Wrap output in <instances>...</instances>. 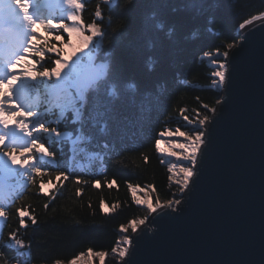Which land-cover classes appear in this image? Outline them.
Instances as JSON below:
<instances>
[{"label":"trees","instance_id":"1","mask_svg":"<svg viewBox=\"0 0 264 264\" xmlns=\"http://www.w3.org/2000/svg\"><path fill=\"white\" fill-rule=\"evenodd\" d=\"M83 2L82 22L99 23L105 32L97 54L110 58L112 82L120 98L112 103L105 85L95 116L88 98L83 133L92 137V143H82L84 151L73 153L68 143L52 146L68 180L56 181L57 170L48 169L49 175L36 176L35 184L19 189L22 197L9 201L0 232V264H16L15 251L6 246L13 232L30 250V257L23 258L28 264H69L89 249L94 254H111L120 240L121 226L146 215L135 203L132 188L148 189L159 202L171 200L170 173L155 146L158 134L178 127L184 130V116L190 120L210 116L202 106H215L220 96L212 89L213 69L200 58L227 51L229 44L237 43L239 25L264 13V0H193L192 7L183 0H116L113 8L103 0ZM98 7L101 20L95 17ZM39 29L37 35L45 39L44 30ZM114 40L119 41L115 48ZM128 82L135 84V92L125 91ZM108 107L111 112L106 111ZM100 112L105 116L100 117ZM101 119L107 121L108 135L100 134L99 123L93 126ZM65 125L70 131L78 127L69 119L60 125L62 131ZM77 177L80 184L75 182ZM49 181L56 188L45 196L40 184ZM15 183L14 179L6 182ZM17 209H26L36 224L25 217L27 227L21 228Z\"/></svg>","mask_w":264,"mask_h":264},{"label":"snow or ice","instance_id":"2","mask_svg":"<svg viewBox=\"0 0 264 264\" xmlns=\"http://www.w3.org/2000/svg\"><path fill=\"white\" fill-rule=\"evenodd\" d=\"M53 2L54 0H0V232L2 225L7 221L6 208L9 201L17 196L22 197L19 189H26L27 185L35 184L36 176L49 175L48 169L57 170L56 181L69 179V175L60 169L61 161L57 159L52 146L68 143L71 151L75 153L77 149L85 150L80 148L82 143H92V137L83 133L84 109L88 98L92 99L93 116L99 105V94L105 85H109L108 96L112 103L120 98L119 91L112 82L114 71L109 62L110 58L97 54V49L103 48L105 35L100 24L93 22L85 25L82 22L79 14L84 8L83 0H59L65 6L59 17L53 10ZM183 2L189 7L193 6V0ZM103 3L108 7L116 3V0H103ZM102 16L103 13L98 7L95 17L101 20ZM65 18L72 23H65ZM258 19H264V14L245 20L239 27L243 29L245 25ZM37 26L44 30L45 36L50 37V40L41 39L37 35ZM65 32L78 38V46L72 45L71 41L65 42ZM117 35L122 38V33ZM51 41H58L61 45L72 48V51L63 55V47H58ZM118 43V40H114L112 47H117ZM228 47L231 49L233 45L229 44ZM49 53H54L56 58L48 56ZM207 55L205 53V56ZM222 55L228 57L230 53L225 51ZM46 58L50 64L44 63ZM29 60L31 63H28ZM212 63L218 65L211 73L212 77L216 78L213 84L222 88L226 82L227 63L216 59H213ZM129 90H137L134 83H126L125 91ZM217 104H220L219 100ZM202 107L211 113L218 111L215 106ZM106 111L111 112L112 108L108 107ZM183 111L181 109L182 113ZM99 116L104 117L105 112H100ZM112 118L115 119V116ZM69 119L72 125L78 127L70 131L65 125L62 131L60 125ZM210 119L205 115L194 124L184 116L187 124L193 125L187 131L178 127L175 132L165 130L158 134L161 137H183L187 141L186 144L173 145L174 148L182 149L183 154L167 152L168 156H177L178 160L187 162L179 167V174L175 171L176 164L168 168V172L172 174L168 179L178 185L180 193L188 189L192 177L196 175V164L202 154V146L206 145L205 129ZM96 123H99L101 135L109 134L106 120L94 121V127ZM103 146L107 147V143ZM155 146L158 151H165L161 148V140L157 139ZM177 176L179 178L174 179ZM10 179L16 181L15 185L6 184ZM75 182L81 183L79 177ZM49 184L51 188H56V184L51 181ZM99 185L100 181L96 180L94 186ZM111 186L110 184L109 187ZM44 187L45 184L41 183L40 188ZM129 188H132V185H129ZM76 194L80 195L79 190ZM43 195L47 196L49 193L44 192ZM180 202L181 198H176L169 201L167 206L175 211L174 205ZM44 207L47 208L48 205L45 204ZM147 207L152 213L163 206L156 201L155 207L151 203H148ZM17 212L21 228L27 227L25 217L31 220L33 225L36 224L35 217L26 209H17ZM145 222V219L133 220L128 226L136 232ZM120 231L126 232L127 228L121 226ZM129 244L130 239L125 236V247H119L120 241H117L118 247H113L111 251L123 258L128 252L126 246ZM6 246L15 251L16 264H28L23 258L30 257V250H25L24 240L18 238L15 232L9 235ZM89 254L92 255L91 249ZM95 255L100 258V264H104L106 253L97 252ZM70 264H76V261L73 260Z\"/></svg>","mask_w":264,"mask_h":264},{"label":"water","instance_id":"3","mask_svg":"<svg viewBox=\"0 0 264 264\" xmlns=\"http://www.w3.org/2000/svg\"><path fill=\"white\" fill-rule=\"evenodd\" d=\"M235 37L228 57L200 58L221 59L227 72L212 87L220 104L196 175L175 211L149 213L118 264H264V19Z\"/></svg>","mask_w":264,"mask_h":264},{"label":"rangeland","instance_id":"4","mask_svg":"<svg viewBox=\"0 0 264 264\" xmlns=\"http://www.w3.org/2000/svg\"><path fill=\"white\" fill-rule=\"evenodd\" d=\"M56 1V4L55 5H52V7H53V10L56 12V15H57V17H59V15H60V13H61V11L64 9V5H62L60 2H59V0H55ZM47 14V13H46ZM97 20V19H96ZM65 23H68V24H71L72 23V21H69V20H67L66 18H65ZM40 27L39 26H37V29H39ZM40 30V29H39ZM64 35H65V42L67 43L68 41H71V43H72V45H74V46H78V38L73 34V35H71V36H69V34L68 33H63ZM45 36V35H44ZM45 38H48L49 40H50V37H46L45 36ZM53 43H56L57 44V46L58 47H63V55H67L68 53H70L71 51H72V48H70V47H66V46H64V45H61L60 44V42H58V41H53ZM79 54V53H78ZM220 54H222V53H215V54H208L206 57L207 58H214V57H216V56H219ZM55 56V54L54 53H49L48 54V56ZM51 58H53V59H55L56 57H51ZM38 59V58H37ZM46 60H47V58H46ZM218 61H220V62H223L221 59H219ZM28 63H31V60H29L28 61ZM207 65L208 66H210L212 69H213V71L214 70H216V68L218 67V65H214L213 63H212V61H208L207 62ZM54 66V65H53ZM214 79H216V78H214ZM214 87V86H213ZM5 88H6V86H5ZM42 108H43V106H42ZM200 118H198V119H196V120H192L193 121V123L195 124V123H197L198 122V120H199ZM182 122H183V129L184 130H182V131H187L189 128H191L193 125H189V124H187V121H185L184 120V118L182 119ZM177 129V128H176ZM176 129H174V130H169V131H172V132H175L176 131ZM164 137H167V136H164ZM161 139L163 138V137H160ZM173 143V144H172ZM174 143L175 144H178V143H187V141L186 140H184V138L183 137H181V139L180 140H178V141H176V140H173L172 139V142H171V140H169L168 142H166V141H164V142H162L161 143V148H163V149H165V151L164 152H160V151H158V153H159V155H160V158L162 159V161H163V163H165V162H167V157H166V155H167V150L169 149L170 151H175L178 155H181V154H183V150H180V149H178V148H174L173 147V145H174ZM172 161H173V164H176L177 165V168L179 169V167L182 165V164H184V163H187V162H182V163H180V162H178V160H175V159H171ZM168 164V163H167ZM170 175H171V173H170ZM179 178V177H178ZM169 184H170V186L174 189V196H173V198H171V200H169V201H174L176 198H181V195H182V193H180L179 191H178V185L177 184H174V183H171L170 181H169ZM53 188H51V185L50 184H45V187L42 189V192L44 193V192H49V191H51ZM136 189H140L141 191H142V193L140 194V200H141V202H140V200H139V198L138 197H136L135 196V194L133 193V191H132V195H133V197H134V200H135V203L139 206V207H141V208H143L144 210H145V212H146V215H145V217L144 218H142V219H146L147 218V216L149 215V211H148V207H147V204L148 203H151L152 205H153V207H155L156 206V201L157 200H155V198L153 197V195L149 192V190L148 189H141V188H136ZM133 190V189H132ZM169 201H167V202H160V204L162 205V206H167L168 205V203H169ZM143 202V203H142ZM175 206V205H174ZM171 208V207H170ZM126 228H127V231L126 232H121V236H120V245H119V247H125V245H123V238L125 237V236H127L129 239H130V236L133 234V231H132V229H131V227H129L128 225L127 226H125ZM116 247H118V245L116 246ZM127 248H128V245L126 246ZM81 257V258H80ZM80 257H78L79 258V261H80V264H100V258L98 257V256H96L94 253H92V255H90L89 253L87 254V255H84V256H80ZM77 258V259H78ZM122 260V258H120L117 254H115V253H111V254H108V255H106L105 256V260H104V264H114V263H116V264H118L120 261ZM59 264H63V263H59Z\"/></svg>","mask_w":264,"mask_h":264},{"label":"bare ground","instance_id":"5","mask_svg":"<svg viewBox=\"0 0 264 264\" xmlns=\"http://www.w3.org/2000/svg\"><path fill=\"white\" fill-rule=\"evenodd\" d=\"M172 139L173 140H176V141H178V140H180L181 139V137H177V136H173V137H163L162 139H161V143L162 142H164V141H166V142H168L169 140H171V142H172ZM173 144V143H172ZM175 144V143H174ZM179 149V148H178ZM180 150H182V149H180ZM168 151H170L169 149L167 150V152ZM160 156V155H159ZM166 157H167V167L169 168V167H171L172 165H173V161L171 160L172 158L173 159H175V160H178L177 159V156H168V154L166 155ZM179 162L180 163H182L183 161H180L179 160ZM175 171L179 174V169L178 168H176L175 169ZM172 175V174H171ZM179 176H177V177H174V179L175 178H178ZM133 189V188H132ZM135 189V191H133V193L135 194V196L136 197H140V194L142 193V191L140 190V189H136V188H134ZM141 198V197H140ZM140 198H139V200H140ZM140 202H141V200H140ZM143 203V202H142ZM81 258V257H80ZM75 261H76V264H80V261H79V258L78 259H75ZM57 264H59V263H57ZM70 264V263H69Z\"/></svg>","mask_w":264,"mask_h":264}]
</instances>
